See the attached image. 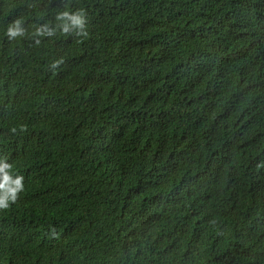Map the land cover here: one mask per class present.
<instances>
[{
  "label": "trees",
  "instance_id": "obj_1",
  "mask_svg": "<svg viewBox=\"0 0 264 264\" xmlns=\"http://www.w3.org/2000/svg\"><path fill=\"white\" fill-rule=\"evenodd\" d=\"M263 112L264 0H0V264H264Z\"/></svg>",
  "mask_w": 264,
  "mask_h": 264
},
{
  "label": "clouds",
  "instance_id": "obj_2",
  "mask_svg": "<svg viewBox=\"0 0 264 264\" xmlns=\"http://www.w3.org/2000/svg\"><path fill=\"white\" fill-rule=\"evenodd\" d=\"M23 23L22 19H16L13 21L6 30V35L11 38L24 35V29L21 28ZM86 24H87V14L83 8L77 9L75 12L71 10H65L56 14V26L55 29L47 30L48 25H43L35 29L34 35H52L56 34L59 30L61 34H68L75 31L77 34L86 36ZM37 44L40 43L39 40L36 41ZM233 106L235 117L244 121V128L246 122H248V115H245L242 107H236L233 104L247 100V95L237 96V101L232 97L228 98ZM243 110V112H242ZM247 110V109H246ZM248 111V110H247ZM244 113V117L241 115ZM264 117V112L261 115ZM249 134V133H248ZM16 128H12L9 125H0V210H4L10 207L12 203L18 199L19 194L24 191V178L20 175H15L13 168V161L11 158L12 153L16 150L18 143L21 139H17ZM22 138V136H21ZM234 149L238 153H243L244 150V140L234 141ZM260 158L264 159V151ZM254 165L256 163L254 162Z\"/></svg>",
  "mask_w": 264,
  "mask_h": 264
}]
</instances>
